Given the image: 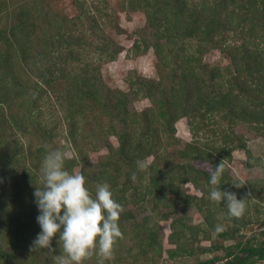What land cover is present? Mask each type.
<instances>
[{"label":"trees","instance_id":"obj_1","mask_svg":"<svg viewBox=\"0 0 264 264\" xmlns=\"http://www.w3.org/2000/svg\"><path fill=\"white\" fill-rule=\"evenodd\" d=\"M35 2L0 1V264H54L53 256L63 251L57 238L54 253L30 250L40 231L33 193L43 186L41 163L57 150L59 137L65 141L60 150L73 153L65 168L82 172L93 193L97 184L108 183L121 205V236L111 264H155L165 252L172 261L210 251L222 255L195 264L264 263V231L262 240L244 241L236 234L264 221V175L243 183L227 169L235 151L250 155L246 133L264 139V0H120L122 12L145 16L132 54L152 49L156 58L154 79L129 71L128 93L109 88L101 74V65L115 61L122 50L107 34L121 32L112 9L100 0H73L77 14L67 18L44 12ZM211 49L229 64H205ZM59 82L62 90H56ZM131 98L149 106L130 110ZM181 119L192 138L182 147L175 136ZM239 126L244 133L236 131ZM101 144L106 154L93 163L90 153ZM196 162L213 171L222 163L219 183L211 185L210 173ZM187 184L201 196L187 194ZM214 187L244 200L239 217L227 209L221 216L226 207L207 195ZM145 201L157 218L148 215L138 223L127 206L140 215ZM191 209L202 223H192ZM160 218L170 220L172 248L166 250ZM228 221L230 230L215 232ZM202 240L211 242L209 248L195 253L194 244ZM99 258L93 253L84 264H99Z\"/></svg>","mask_w":264,"mask_h":264},{"label":"clouds","instance_id":"obj_2","mask_svg":"<svg viewBox=\"0 0 264 264\" xmlns=\"http://www.w3.org/2000/svg\"><path fill=\"white\" fill-rule=\"evenodd\" d=\"M67 152L49 151L41 163L42 187H35L34 203L40 227L30 250L54 253L52 241L57 238L61 254L53 256L54 264H84L95 253L103 260L112 257L117 238L121 236L118 220L121 205L114 200L108 183L96 185L94 193L86 186L85 175L65 168ZM222 163L210 174L211 185L219 183ZM135 179V177H133ZM208 198L223 203L232 217H239L244 200L236 193L214 187ZM224 230L217 224L215 232Z\"/></svg>","mask_w":264,"mask_h":264},{"label":"rangeland","instance_id":"obj_3","mask_svg":"<svg viewBox=\"0 0 264 264\" xmlns=\"http://www.w3.org/2000/svg\"><path fill=\"white\" fill-rule=\"evenodd\" d=\"M2 1V0H0ZM10 1V0H6ZM12 1V0H11ZM36 1V0H35ZM38 5L40 8H42V11L49 12L53 15L60 16V17H67L72 18L77 14V9L75 7V4L73 0H37ZM104 2V5H107L110 9H112L113 13L117 15V23L119 24V27L121 29V32H116L115 30L109 29L107 30L108 37L112 40H114L117 44H119L122 48L121 53L118 55L117 59L112 62L103 63L101 65V74L102 78L105 82V84L112 89H120L121 91H124L126 93L129 92L127 83H126V77L129 73V71H135L137 75H140L142 77H145L147 79H154L156 77L155 72V62L156 58L154 56L153 50L149 49L145 54L140 56H135L132 54V44L133 41L137 38L138 30L144 27L145 25V16L140 12H122L119 8L120 6V0H100ZM203 62L209 66H219V67H225L229 64L227 58H225L219 50L217 49H211L208 52H206L203 56ZM63 84L61 82L57 83L56 90H62ZM149 106V102L147 100H136L134 98H131V101L129 103V109L140 111L144 109L145 107ZM236 131L238 133H244V127L239 126L236 128ZM180 141H181V147L184 146V144L190 142L192 140L191 134L189 132L187 121L186 119H181L176 123V135H175ZM246 139H247V146L250 151V155L246 154L242 150H237L233 153V162L231 164H228L227 169L229 170L230 174L232 175V179L234 180H240L243 183L245 182H254L256 181L261 174L264 175V170L262 167H264V139L259 138L255 136L254 134H247L246 133ZM109 143L113 146H116V139L114 137H111L109 139ZM57 144V150H60L61 147L65 144V141L63 138L59 137L56 141ZM173 150V149H172ZM67 157L71 158L73 156L72 150H67ZM106 154V149L101 144L99 151L97 152H91L90 153V160L93 163H96L100 156H103ZM151 159H148L150 161ZM250 161L253 165L252 168H249L246 166V163ZM196 167L205 170L208 173L213 172V168L208 163H201L196 162L194 163ZM74 173H78V170L76 169ZM260 180V179H258ZM183 190L192 196L200 197L201 193L198 191L193 185L187 184L183 186ZM251 191V190H250ZM251 193V202L253 201L256 203V198L253 191ZM143 207V212L140 215L136 214L135 208L130 206H127L128 210H131L136 215V221L138 223H141V219L146 216H153L154 218H157V215L153 214L151 212V205L148 204L146 201L141 204ZM262 205V204H261ZM262 209L261 211L264 213V206H260ZM161 208V214L168 213L169 209L164 207ZM226 209L224 211H221V216L226 215ZM253 212V208H251V213ZM188 216L191 217L192 223L194 225H198L202 223L201 215L197 212L196 209H191L188 212ZM244 219H247L246 216H244ZM160 227V235H161V243L164 247V250L172 248L171 245L168 244L167 238L170 233L169 230V223L170 220L166 219H158L157 220ZM224 227L223 231L230 230L231 227H233V224L231 221H228L226 223L222 224ZM264 231V221L263 222H257V223H251L243 226L238 233L240 236L243 237V240L246 241L250 237L254 236L255 240H262L263 237L260 235ZM239 236V237H240ZM239 240V239H238ZM237 242L236 239L229 240L227 242H224V245H228L229 243H235ZM125 246L129 247L131 246L130 240H125ZM211 242L207 240H202L200 243H195V253L200 252L202 249L209 248ZM166 253V252H165ZM163 253L164 256L160 259V261L156 262L155 264H180L181 260H183L187 264H195L198 261L204 262L208 259H212L214 255H222V252H206V253H197L194 256L186 257L181 260H172L169 261L166 257L167 255ZM102 261H98L99 264L103 261L101 257L99 258ZM111 258L107 260V264H111ZM223 263L220 261H215L214 263L210 264H221ZM254 264H260V263H254ZM264 264V263H262Z\"/></svg>","mask_w":264,"mask_h":264}]
</instances>
